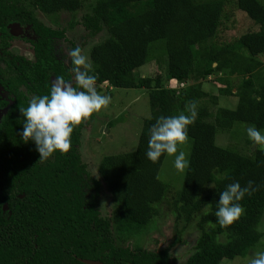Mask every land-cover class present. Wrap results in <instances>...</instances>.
Segmentation results:
<instances>
[{
    "label": "trees",
    "instance_id": "obj_1",
    "mask_svg": "<svg viewBox=\"0 0 264 264\" xmlns=\"http://www.w3.org/2000/svg\"><path fill=\"white\" fill-rule=\"evenodd\" d=\"M228 2L0 0V47L7 45L4 35L8 36L6 26L12 21L32 23L37 34L36 58L28 65L20 61L23 72L8 74L2 81L16 100L0 132V264H85L82 259L173 264L169 248L151 251L125 245L119 237L140 233L158 214L155 204L167 192L159 178L166 154L157 163L147 158L149 130L161 116L188 114L186 105L191 101L197 103L198 115L189 126L190 166L174 202L179 219L187 224L198 219L200 236L187 264H221L245 257L260 242L264 151L256 148L246 129L240 141L238 136L229 146L218 144L217 134L230 132L239 123L264 130V61L259 58L264 54V0H235L234 5L260 29L220 45L214 39L223 18L229 16ZM85 7L81 18L73 16L64 29L81 24L87 37L103 35L89 52L97 91L104 84L144 88L151 105L137 148L104 155L98 164L99 178L92 176L79 148L82 132L93 118L75 129L69 154L56 152L47 160H40L34 142L24 143L20 136L24 118L19 107H27L33 96L49 94L51 75L65 80L72 75L54 53L55 41L64 38V30L46 25L41 16L75 14ZM154 51L162 56L165 67L155 76L137 75L141 66L156 57ZM212 75L222 84L214 95L202 88L203 80ZM234 76L239 80L236 85ZM22 81L27 93L17 89ZM223 95L237 97L236 107L218 106L213 111L211 106ZM243 141L247 148L254 145L251 153L241 151L238 143ZM249 181L258 190L240 201L243 216L232 226L221 227L215 216L220 192L234 182L246 187ZM103 185L113 201L109 216L102 215L98 206Z\"/></svg>",
    "mask_w": 264,
    "mask_h": 264
},
{
    "label": "rangeland",
    "instance_id": "obj_2",
    "mask_svg": "<svg viewBox=\"0 0 264 264\" xmlns=\"http://www.w3.org/2000/svg\"><path fill=\"white\" fill-rule=\"evenodd\" d=\"M235 0H229L226 4V12L229 16L223 18V25L221 26L218 35L214 39L217 44L229 43L238 39L242 34L248 31H257L260 26L255 24L248 14L238 9L234 4ZM78 11L75 14L70 12H60L59 14L48 16L42 15L41 18L47 24H57L59 26L68 25V21L76 16L78 19L87 10ZM53 21V22H51ZM55 22V23H54ZM24 32V31H23ZM103 36L99 34L97 37H87V32L84 27L79 24L73 30L68 31L67 39L78 40L79 44H83V53L90 57L91 46L99 41ZM68 42V41H67ZM64 39H61L59 47H63L67 51L69 46ZM69 43V42H68ZM15 49H20L24 54L31 55L29 44L23 41L20 37L14 40ZM20 47V48H19ZM59 49V48H58ZM15 53H18L15 50ZM156 51L153 55L155 58L150 62L145 63L137 71L139 76H155L157 72L165 67V62L161 55H157ZM260 60L264 61V54L259 56ZM66 60V56L64 58ZM218 76V74H217ZM236 78V76H234ZM216 76L212 75L203 80L202 88L214 94H218V87L222 84L217 82ZM238 78L234 80L233 85L238 83ZM182 86V85H181ZM237 89L234 88V92ZM2 93V88L0 87ZM102 95L111 97V104L107 110H103L99 115H94L92 122L86 126L82 132V141L80 151L83 155L84 161L88 164L92 176L99 178L98 164L101 158L107 154H118L134 151L139 142L140 132L145 118L151 115V105L148 91L144 88H113L108 84L101 86ZM210 99H208L209 103ZM238 103L235 96H220L218 104L212 105L211 109L215 111L218 106H227L235 108ZM247 124H236L230 132L219 130L217 134V143L224 146L230 142H236L245 134ZM264 133V130L261 131ZM229 134V136L227 135ZM234 138H232V136ZM245 142L238 143L241 151L251 153L254 145L243 146ZM256 148L258 146L256 145ZM182 150L187 153L190 158L192 150V138L190 137L187 145L183 146ZM185 173L178 172L174 167V157L166 155L163 165L159 172V178L166 184L167 192L163 201L156 203L158 207V214L151 220V222L144 227V229L134 234L130 238L123 236L122 243L130 246H142L151 251H159L161 249L169 248L172 254L171 262L173 264H187L189 256L192 254L197 239L200 236V231L197 228L198 219L192 223L187 224L183 218H178L175 213V197L178 191L182 188ZM101 196L98 203L101 214L109 216L113 209V201L108 190L103 185ZM207 208V207H205ZM259 230L264 232V214L259 225ZM221 239H225L221 236ZM124 245V246H125ZM258 251H264V234L260 242L255 245L247 256H238L235 259L223 260L221 264H249L251 257Z\"/></svg>",
    "mask_w": 264,
    "mask_h": 264
},
{
    "label": "clouds",
    "instance_id": "obj_3",
    "mask_svg": "<svg viewBox=\"0 0 264 264\" xmlns=\"http://www.w3.org/2000/svg\"><path fill=\"white\" fill-rule=\"evenodd\" d=\"M58 51L66 56L71 79L57 76L51 83L49 94L33 96L27 107H19L24 118L20 136L24 143L34 142L40 160H47L56 152L69 154L75 129L107 110L111 104V97L97 91V77L92 74L94 69L83 49L77 45L67 51L61 47ZM256 99L259 102L260 98ZM186 112L188 114L159 117L149 130L146 152L153 163L159 162L165 154L174 157V167L180 173L190 166L187 153L182 148L189 142V126L195 123L198 115L197 103L189 102ZM246 131L248 138L264 151V133L255 126L248 127ZM257 190L254 181H249L246 187L234 182L220 192L215 212L219 225L229 227L239 221L244 214L240 201ZM249 264H264V251L256 252Z\"/></svg>",
    "mask_w": 264,
    "mask_h": 264
},
{
    "label": "flooded vegetation",
    "instance_id": "obj_4",
    "mask_svg": "<svg viewBox=\"0 0 264 264\" xmlns=\"http://www.w3.org/2000/svg\"><path fill=\"white\" fill-rule=\"evenodd\" d=\"M43 20V19H42ZM44 22V20H43ZM19 24L21 26V28L19 27H13L14 24ZM46 25H52V24H47L46 22H44ZM57 27L60 30L63 29L64 30V38H57L55 41V47H54V53L56 55V58L63 62L64 65L68 68L69 65L67 63H65V56L61 55L58 51L59 44L61 39H64L67 42V45L69 46V48H72V44L75 43L76 45H79L82 47V49H84L83 44H79L78 40L76 39L75 41L72 40L73 38H69L67 39V33L70 30H73L74 27L76 26V24L71 28L68 27L67 29H64V27H67L69 25H63V26H59L57 24L52 25V27ZM7 28V32H8V36L7 34L4 35L5 36V41L7 43V45L5 47H0V87L2 88V93L0 92V111L1 112V120H0V132L2 129V125L5 119V116L11 111V108L13 106V104L15 103L16 100V95L15 93H13L12 91H10L9 86L6 87L4 86V84L2 83L3 80H5V78H7L8 74L11 73H22L24 67H21L20 61H23L24 65H28L27 61L32 62L35 58H36V53H35V43L34 41H36L37 39V34L35 29L32 27V23H21L19 21H12L10 23L7 24L6 26ZM16 30H21L18 33H16ZM24 31V32H23ZM21 38L23 41H25L26 43L29 44V49L31 51V55H27L24 54V52H21L20 49L16 48L15 49V44H14V40L17 38ZM20 48V47H19ZM15 50L18 51V53H15ZM16 59V63L13 64V60ZM19 67H21L19 69ZM53 77H57L56 75H51V82H52V78ZM25 80V79H24ZM17 89L23 91L24 93H27V86L25 84L24 81L19 82V85L17 87Z\"/></svg>",
    "mask_w": 264,
    "mask_h": 264
},
{
    "label": "water",
    "instance_id": "obj_5",
    "mask_svg": "<svg viewBox=\"0 0 264 264\" xmlns=\"http://www.w3.org/2000/svg\"><path fill=\"white\" fill-rule=\"evenodd\" d=\"M13 27H19L21 28V26L17 23V24H14ZM19 31L21 30H16V33H18ZM55 79V77L52 78V81ZM1 112L0 111V120H1ZM82 261L85 263V264H105L104 262L100 261V260H94V259H82Z\"/></svg>",
    "mask_w": 264,
    "mask_h": 264
}]
</instances>
